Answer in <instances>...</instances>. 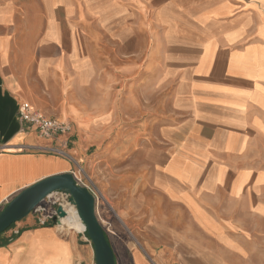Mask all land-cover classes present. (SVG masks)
I'll return each instance as SVG.
<instances>
[{"label":"crops","instance_id":"obj_1","mask_svg":"<svg viewBox=\"0 0 264 264\" xmlns=\"http://www.w3.org/2000/svg\"><path fill=\"white\" fill-rule=\"evenodd\" d=\"M100 79L139 109L123 113L139 121L124 147L145 156L120 213L139 224L111 242L116 264H261L264 0H0V213L35 183L74 175L20 105L88 133L117 114L85 107ZM80 231L28 216L0 236V264H95Z\"/></svg>","mask_w":264,"mask_h":264},{"label":"rangeland","instance_id":"obj_2","mask_svg":"<svg viewBox=\"0 0 264 264\" xmlns=\"http://www.w3.org/2000/svg\"><path fill=\"white\" fill-rule=\"evenodd\" d=\"M99 44V48L107 53L109 49L107 42L100 41ZM105 53L98 57L102 65L107 60L111 61V56ZM96 83V87L85 91L87 97L85 99L88 100L85 107L90 106L93 109L92 114L108 110L111 116V112H116V118L110 117L106 121L97 122V129L90 130L88 133L75 131L76 136L71 132L60 138L68 141L66 152L69 159L75 162L74 177L77 183L94 195L97 218L110 244L111 242L116 244V241H122L124 233L132 234L133 229L130 224L132 227L134 224H139L138 215H133L129 222H125L120 213L129 206L130 193L140 181V177L146 176V169L142 172L139 168L140 161L144 160L145 156L141 155L138 143L131 149L129 146L126 147L127 149L124 147V128L129 127L130 124L135 126L139 121H125L122 118L123 113L125 110L138 111L139 109L136 107L125 109L124 89L113 90L111 83L103 79ZM112 134L117 136L113 137ZM74 150L78 151L76 155L72 152ZM69 151H71L70 154ZM53 197L55 199L51 198L52 201L59 199L57 196ZM42 204L49 208L52 206L47 199ZM32 213L30 216L35 218L36 215ZM115 223H118V227ZM261 264H264V256H261Z\"/></svg>","mask_w":264,"mask_h":264},{"label":"water","instance_id":"obj_3","mask_svg":"<svg viewBox=\"0 0 264 264\" xmlns=\"http://www.w3.org/2000/svg\"><path fill=\"white\" fill-rule=\"evenodd\" d=\"M56 193L68 194L69 202L77 209L93 245L95 264H116L114 250L96 215V199L87 188L77 183L72 173L48 177L17 195L0 213V236ZM58 212L61 218L65 216L62 207Z\"/></svg>","mask_w":264,"mask_h":264},{"label":"built area","instance_id":"obj_4","mask_svg":"<svg viewBox=\"0 0 264 264\" xmlns=\"http://www.w3.org/2000/svg\"><path fill=\"white\" fill-rule=\"evenodd\" d=\"M19 118L22 124L34 128L40 137L53 141H59L56 147H52L50 149V152L69 158V155L66 152V149L68 148V141L60 140V137H65L71 134L73 127L70 122L51 119L41 111L35 109L29 103H22L20 105ZM53 196H57L59 199L52 201L51 198H54ZM47 200H49L52 205L50 208L40 204L33 210L34 215H36L35 218L37 224L40 226L54 225L66 230L67 227L62 226V220L64 217L66 218V207L72 205L69 202V195L66 193H56L49 196ZM59 207L63 208V212L65 214L63 218L60 217L58 212ZM83 233H86V229Z\"/></svg>","mask_w":264,"mask_h":264},{"label":"bare ground","instance_id":"obj_5","mask_svg":"<svg viewBox=\"0 0 264 264\" xmlns=\"http://www.w3.org/2000/svg\"><path fill=\"white\" fill-rule=\"evenodd\" d=\"M65 210L66 218L64 217V219L62 220V226H66L67 228H71L72 225H77L78 227L81 226L80 233L84 232L86 227L81 220L77 209L74 206L70 205L69 207L67 206Z\"/></svg>","mask_w":264,"mask_h":264}]
</instances>
